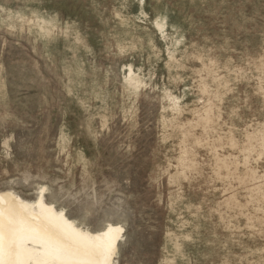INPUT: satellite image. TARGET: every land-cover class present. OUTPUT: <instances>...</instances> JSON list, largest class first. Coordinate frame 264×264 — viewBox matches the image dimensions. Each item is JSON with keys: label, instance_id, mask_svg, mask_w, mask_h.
<instances>
[{"label": "rangeland", "instance_id": "1", "mask_svg": "<svg viewBox=\"0 0 264 264\" xmlns=\"http://www.w3.org/2000/svg\"><path fill=\"white\" fill-rule=\"evenodd\" d=\"M7 191L114 264H264V0H0Z\"/></svg>", "mask_w": 264, "mask_h": 264}, {"label": "bare ground", "instance_id": "2", "mask_svg": "<svg viewBox=\"0 0 264 264\" xmlns=\"http://www.w3.org/2000/svg\"><path fill=\"white\" fill-rule=\"evenodd\" d=\"M123 228L92 232L47 204L0 193V264H114Z\"/></svg>", "mask_w": 264, "mask_h": 264}]
</instances>
